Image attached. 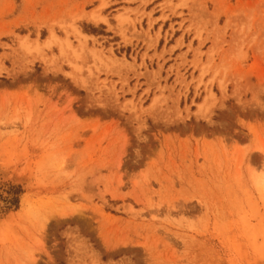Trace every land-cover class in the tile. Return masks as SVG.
<instances>
[{
  "label": "rangeland",
  "instance_id": "1",
  "mask_svg": "<svg viewBox=\"0 0 264 264\" xmlns=\"http://www.w3.org/2000/svg\"><path fill=\"white\" fill-rule=\"evenodd\" d=\"M0 264H264V0H0Z\"/></svg>",
  "mask_w": 264,
  "mask_h": 264
},
{
  "label": "trees",
  "instance_id": "2",
  "mask_svg": "<svg viewBox=\"0 0 264 264\" xmlns=\"http://www.w3.org/2000/svg\"><path fill=\"white\" fill-rule=\"evenodd\" d=\"M13 202H14V204H18V199L17 198H15L14 200H13Z\"/></svg>",
  "mask_w": 264,
  "mask_h": 264
}]
</instances>
